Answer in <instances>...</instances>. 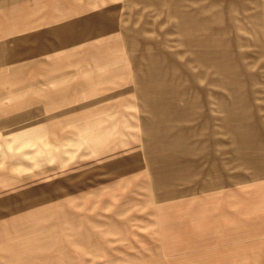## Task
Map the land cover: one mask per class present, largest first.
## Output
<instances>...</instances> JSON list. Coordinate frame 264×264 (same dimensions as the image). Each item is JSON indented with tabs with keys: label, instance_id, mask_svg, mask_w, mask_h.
Listing matches in <instances>:
<instances>
[{
	"label": "rangeland",
	"instance_id": "1",
	"mask_svg": "<svg viewBox=\"0 0 264 264\" xmlns=\"http://www.w3.org/2000/svg\"><path fill=\"white\" fill-rule=\"evenodd\" d=\"M0 264H264V0H0Z\"/></svg>",
	"mask_w": 264,
	"mask_h": 264
},
{
	"label": "crops",
	"instance_id": "2",
	"mask_svg": "<svg viewBox=\"0 0 264 264\" xmlns=\"http://www.w3.org/2000/svg\"><path fill=\"white\" fill-rule=\"evenodd\" d=\"M31 1H33V0H31ZM37 11L38 10L35 7L33 8V5H32L31 6V14L33 15V14L37 13ZM190 17H192V18H190L188 20V23L191 26H195V28H188L187 30L199 31V30L207 29L210 32H213V30H217L214 27H210V28L202 27L203 24L210 25L212 23H209V22H206V21L201 22L200 20L195 19V17L191 13H190ZM178 22H177V25H178ZM69 23L70 22H68L67 24H69ZM75 23L76 24H73V25L69 24L67 27L63 26V29H65V30H63L64 35H65V32L68 33L67 36H63L64 40L67 41V38L69 40L71 35L75 34L77 31L80 32L81 25H82V30L85 31V33H86L87 26H88L87 22H84V23L75 22ZM158 24L166 25L165 23H162V22H159ZM33 25L34 26L32 27L31 33H30V36H29V38H30V40L32 42L31 49L36 51V52H38V38H39V35H38V24L36 23V24H33ZM98 28L101 31V27L99 26ZM176 28H177V31H178V26ZM224 29H226V28L223 27L222 30H224ZM127 30H130V29L126 28V31ZM140 30H144V29H140ZM144 31H146V30H144ZM57 35H61V34H57ZM188 41H189L188 42L189 48H194V47H196L198 45L197 41H193V40H188ZM33 43H34V45H33ZM67 44H69V43L67 42ZM67 44H63V45H67ZM238 45H239V43L236 46H234V47H236V49H232V50L231 49H227V48L230 47V42L228 41V43H226L224 46H221V47H225L226 49H222V50H226L225 52L228 53L229 52L228 50L234 51V52L235 51H240V50L237 49ZM161 46L158 45V44L157 45H151V44L150 45L149 44L142 45V47H143L142 49L143 50L140 51L141 54H139V55H145V54H150V53L162 52L163 48H161ZM201 47L204 48V50L202 51L203 54H209V53H204V52H207V51L210 52L212 50H216V49H213V48H215L217 46L215 44H212V45H207V46L204 45V46H201ZM239 48H241V47H239ZM184 51H186V50H184ZM191 51H193V50H191ZM36 55H37V53H36ZM200 55H202V54H200ZM31 62H33V60H31ZM244 225H245V223L243 221L241 222V220H239L238 221V229L239 230H238V233H237L238 235L234 234V236L228 237L229 238V243H227L228 247L226 248V254L228 256H235L236 254H238L240 256V255H245L246 254V252L244 250L246 249V240H247V238H246V231H245V226Z\"/></svg>",
	"mask_w": 264,
	"mask_h": 264
}]
</instances>
